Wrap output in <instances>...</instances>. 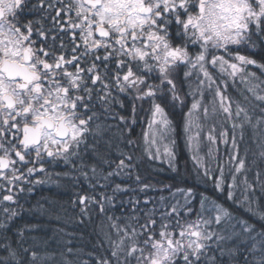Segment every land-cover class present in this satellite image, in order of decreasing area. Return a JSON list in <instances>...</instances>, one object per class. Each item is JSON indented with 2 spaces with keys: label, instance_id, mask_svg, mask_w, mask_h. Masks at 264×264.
Returning a JSON list of instances; mask_svg holds the SVG:
<instances>
[{
  "label": "snow or ice",
  "instance_id": "6c2138e0",
  "mask_svg": "<svg viewBox=\"0 0 264 264\" xmlns=\"http://www.w3.org/2000/svg\"><path fill=\"white\" fill-rule=\"evenodd\" d=\"M0 264H264V0H0Z\"/></svg>",
  "mask_w": 264,
  "mask_h": 264
},
{
  "label": "trees",
  "instance_id": "16d2710c",
  "mask_svg": "<svg viewBox=\"0 0 264 264\" xmlns=\"http://www.w3.org/2000/svg\"><path fill=\"white\" fill-rule=\"evenodd\" d=\"M174 120H176L178 123L181 120V117L179 114L173 117ZM139 131V129H138ZM206 151V149H205ZM176 155H177V162L180 166V170L183 174H185L187 182L189 184H195L196 179L193 175H191V169H192V161H191V153L188 151V149L185 146V140L183 135L177 136V144H176ZM158 167H163L162 165H158ZM161 175H171L168 172L161 173ZM39 196V193L37 194Z\"/></svg>",
  "mask_w": 264,
  "mask_h": 264
}]
</instances>
